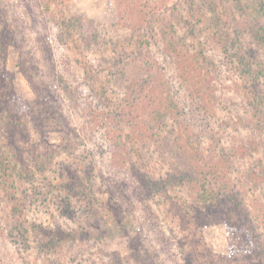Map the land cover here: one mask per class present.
I'll list each match as a JSON object with an SVG mask.
<instances>
[{
  "label": "rangeland",
  "instance_id": "1",
  "mask_svg": "<svg viewBox=\"0 0 264 264\" xmlns=\"http://www.w3.org/2000/svg\"><path fill=\"white\" fill-rule=\"evenodd\" d=\"M242 5L0 0V264H264V133L249 105L264 93V43ZM146 81L155 105L147 87L123 109L129 129L106 120L104 96L114 110ZM197 144L225 163L248 224L194 211L195 182L154 195L139 182L184 176ZM39 226L67 241L49 248Z\"/></svg>",
  "mask_w": 264,
  "mask_h": 264
},
{
  "label": "trees",
  "instance_id": "2",
  "mask_svg": "<svg viewBox=\"0 0 264 264\" xmlns=\"http://www.w3.org/2000/svg\"><path fill=\"white\" fill-rule=\"evenodd\" d=\"M52 1L56 5L60 4V0H52ZM238 8L240 7L238 6ZM240 17H242V19L244 20L243 24L247 26L243 28V30L250 36L252 35L254 36V38L264 43V0H257V1L243 0V5L240 11L239 18ZM74 21H75L74 22L75 29L76 28L84 29L85 25L81 22L82 20H74ZM70 23H72V20ZM12 40L13 42L16 43L15 36L13 37ZM199 72H204V69L200 68ZM109 75L111 76V73H109ZM155 86L156 84L153 83L152 81L150 82L146 81L142 83L140 87L135 85L134 89H129V91H127L128 93L127 92L123 93L120 99L118 100V102H115L114 110L112 106V99L111 100L107 99L110 97L104 96V103H106L107 101V106L109 109V110L107 109L105 113L106 120H112V118H115V116L118 115L117 119H120V123H122V126H127L129 129L130 128L129 125L131 124V122L128 120H124L123 109H125V107L128 105L133 106L134 103H138L141 105L143 102L142 98L147 99L148 97V96H144L143 95L144 93L142 91V89L146 90L147 87L151 95L152 104L155 105L158 102L155 92V88H156ZM130 87H132V85H130ZM203 93L204 92L198 93V97H199L198 99L200 101H202L204 98L203 96H205V93L204 94ZM127 95L128 97H126ZM95 97H99V95H96ZM212 98L214 99V94ZM249 105L252 107L253 113L256 114L255 125L257 129H259L260 132L264 133V93L260 95L258 94L254 99L249 101ZM150 106H151L150 102L147 103V107L149 109ZM166 106L167 107H165L164 110L167 108L170 109L171 107H173L174 109L176 108V106H174L173 104L171 105L166 104ZM158 113L160 112L158 111ZM192 147L194 148H192V154L190 155V158L187 162L190 169L188 173L184 174V176H181L182 174L177 176L176 175L170 176V174H165V176L158 177L157 175L156 177V175L152 173L153 171L147 170L146 172L143 173L138 172L139 182L144 183L147 192L153 195L164 190L167 191L170 187H173L175 184L185 183V181H188L189 183L195 182L196 184H198V186H200L201 189L200 199L202 198L203 202L202 205H200L199 208L194 209V211L201 212L203 208L209 210L210 212H213V214L219 213L223 216V218H228L229 220H232L230 221L232 224L234 222H237L235 224H248L252 219L251 215L248 213V209L244 206V202L241 199L240 194L237 195V191L231 190L229 185L227 184L226 181H228V176H226L227 168L225 167V163L221 165L220 162L216 161L218 159H214L213 157H211L212 150L206 149L204 146L198 145ZM115 150L117 155L122 156V152H123L122 145L116 146ZM113 152H114L113 154H115V151ZM263 164L264 162L261 161L258 162L259 166H262ZM146 168L150 169L148 166ZM262 170L264 171V168H262ZM21 171H25V170H21ZM25 173L27 176L28 175L30 176L29 171H25ZM254 176H256V179L259 180L260 182L261 178L256 174H254ZM263 177L262 179H264ZM230 214H232V216H235L234 220L230 219L231 218ZM17 228H18L17 230L21 232L22 234L21 236L23 235L26 236L27 233L29 232L27 228L22 225L17 226ZM37 232H39L45 239L48 240L47 245L49 248L59 247L63 242L67 241V239L63 238V236L67 237V234L64 233V231L60 230V228L51 230L44 226H39V231ZM58 237H60L61 239H58ZM12 244L13 243H10V246H13ZM19 259L21 260V257H19Z\"/></svg>",
  "mask_w": 264,
  "mask_h": 264
}]
</instances>
